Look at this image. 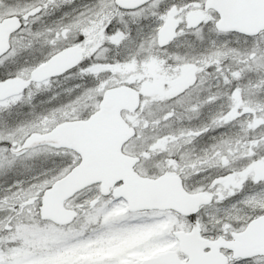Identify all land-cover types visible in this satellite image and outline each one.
Instances as JSON below:
<instances>
[{"label": "snow or ice", "instance_id": "6c2138e0", "mask_svg": "<svg viewBox=\"0 0 264 264\" xmlns=\"http://www.w3.org/2000/svg\"><path fill=\"white\" fill-rule=\"evenodd\" d=\"M0 264H264V0H0Z\"/></svg>", "mask_w": 264, "mask_h": 264}]
</instances>
